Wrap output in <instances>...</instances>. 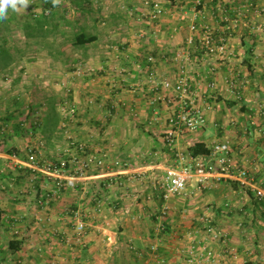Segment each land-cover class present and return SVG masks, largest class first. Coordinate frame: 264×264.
<instances>
[{
  "label": "crops",
  "instance_id": "1",
  "mask_svg": "<svg viewBox=\"0 0 264 264\" xmlns=\"http://www.w3.org/2000/svg\"><path fill=\"white\" fill-rule=\"evenodd\" d=\"M101 1L122 8L102 12L101 21L112 24L110 29L115 24L104 34L116 35L115 27H124L119 45L105 46L109 51L89 65V156L103 167L92 164L86 185L71 182L58 192L28 161L31 153L45 152L47 121L28 130L26 124L10 125L19 111H0V126L6 124L0 127V264H178L174 250L190 244L198 223L190 220L199 214L213 216L232 241L234 225L241 222L234 217L236 210L248 212L251 227H264V207L254 203V193L227 181L170 200L163 218L170 232L158 238L159 222L153 218L158 219L163 203L151 189L154 177L179 163L178 155L187 161L192 157L194 145L208 151L196 158L211 160V148L226 144L228 165L248 170L254 186L264 190V0H252V8L246 0H203L206 19L197 24L207 27L215 42L229 37L224 58L196 52L202 35L189 31L195 0ZM149 1L163 9L158 20L149 16ZM93 43L89 48L97 53ZM8 66L5 61L0 69ZM181 71L197 81L199 104L210 109L205 127L183 132L170 151L163 139L173 108L157 98L166 94L162 82H174ZM51 126L49 133L59 140H83L73 125L62 129L66 124L57 121ZM59 140L54 143H64ZM218 158L210 162L213 167ZM114 161L128 169H112ZM73 211L87 218L82 245L73 239ZM152 247L156 253L149 257L145 249Z\"/></svg>",
  "mask_w": 264,
  "mask_h": 264
},
{
  "label": "rangeland",
  "instance_id": "2",
  "mask_svg": "<svg viewBox=\"0 0 264 264\" xmlns=\"http://www.w3.org/2000/svg\"><path fill=\"white\" fill-rule=\"evenodd\" d=\"M51 1L54 7L49 13L45 10V0H28L26 9L21 8L18 12L9 9L8 18L0 21V57L3 56L9 63L7 68L0 69V111H7V108L19 111L18 122L13 121L10 125L26 124L29 125L28 130L32 129L30 126L37 128L39 123L43 125L45 119L48 144L45 152L37 158L41 163L67 164L72 159L71 155L81 156V159L89 155V65L92 67L93 62L100 61L104 49L109 51L105 46L119 45V30L124 27L117 25L116 35L110 37L104 33L112 24L101 21L102 12L121 11V6L108 7L106 2L102 6L99 5L101 0ZM152 3L149 1L150 6ZM82 32L97 35V40L91 45L97 48V53L89 48V44H72L74 35ZM2 51L7 56L1 54ZM98 52H101L100 55ZM106 56L110 55L107 53ZM93 73L98 74L99 68L95 66ZM32 112L33 119L28 121L25 117ZM40 119L43 122H39ZM57 121L66 124V128L62 129L73 125L81 130L83 134H76L83 140L66 136L57 139L60 136L49 133V128ZM54 140L64 143L57 145ZM71 143L82 145L86 154H78ZM68 147L71 152L66 154ZM254 203L264 207V201H259L255 195ZM247 214L238 210L234 213L236 220H241L234 225V241L228 239L227 234L215 224L213 216H195L190 220L198 222L191 242L176 246L174 261L178 264H264V227L258 224L251 227V216ZM153 219L163 225V230L158 231V238L170 232L163 219ZM207 227L212 228L218 237L214 238L206 232ZM145 251L149 257L156 253L149 248Z\"/></svg>",
  "mask_w": 264,
  "mask_h": 264
},
{
  "label": "built area",
  "instance_id": "3",
  "mask_svg": "<svg viewBox=\"0 0 264 264\" xmlns=\"http://www.w3.org/2000/svg\"><path fill=\"white\" fill-rule=\"evenodd\" d=\"M203 2V0H195L193 14V20L195 21L189 27L191 36L192 34L196 35V33L202 35L196 52L207 57L224 58L228 54L229 37L224 35L215 42L207 27H200L197 24V21L203 22L206 19ZM210 2H213V0ZM246 4L249 8L253 7L252 0H246ZM151 7L152 10L149 13L151 20H158L163 14L162 7L155 2L151 4ZM215 8L221 10L219 3H216ZM188 44H193L192 37L189 38ZM148 61L154 62L152 58H149ZM196 83L197 81L190 77L187 71H181V74L174 82L167 80L161 84V91L166 94L162 95L161 98H157V101H165L173 108L172 113L167 118L169 130L165 133L163 139L170 151L175 150L176 140L183 132L193 133L206 125L205 111L209 110L210 107L209 105H204L203 107L199 105L196 95ZM72 147L78 154H86L82 145L72 144ZM70 152L71 148L68 147L65 153L69 154ZM211 154V160L189 157L188 161L177 154L178 159L180 158L179 163L169 166L161 176L153 178V184L152 186L150 185L152 192L156 193L163 203L162 211L158 216L159 220L166 215L167 203L170 200L184 196L189 190L203 189L227 181H233L240 188L252 191L259 201H264V190L254 186L250 172L246 169H232L228 165L227 158L230 150L226 144L214 145L211 148ZM218 155L220 156L219 158ZM69 157H72V159L67 161L68 165L64 162L41 163L35 153L29 155L28 161L30 168L46 175L53 182L54 188L58 192L67 188L71 182L75 186L86 185L89 182V170H91L92 164L98 168L103 167L101 161H97L89 155H86L83 159H81V156H78L79 158L73 155ZM215 157L218 158V161L217 166L213 167L210 162ZM111 168L126 170L128 169V164L114 161ZM71 216L73 239L76 244L82 245L83 238L88 232L87 218L81 211H73ZM158 228L159 231L163 230V225L160 223ZM206 232L210 233L214 238L218 237V234L210 227H207ZM151 250L154 251V248L152 247Z\"/></svg>",
  "mask_w": 264,
  "mask_h": 264
},
{
  "label": "trees",
  "instance_id": "4",
  "mask_svg": "<svg viewBox=\"0 0 264 264\" xmlns=\"http://www.w3.org/2000/svg\"><path fill=\"white\" fill-rule=\"evenodd\" d=\"M45 10L48 11V13L50 12V10L53 9L54 7V2H52L51 0H45ZM49 8V9H48ZM39 22V21H38ZM96 36H93V34H87L85 32H82V33H79V34H76L74 35L73 37V45L74 46H83V45H87V44H91L93 42L96 41ZM3 55L7 56V53H5L4 51H2ZM3 60V61H2ZM0 66L5 63V59H3V56L2 58L0 57ZM189 153L192 157H197L199 155H205L208 153L207 149H205V147L201 144H196L194 145V147L190 148L189 149ZM10 247H12V245L10 244Z\"/></svg>",
  "mask_w": 264,
  "mask_h": 264
},
{
  "label": "clouds",
  "instance_id": "5",
  "mask_svg": "<svg viewBox=\"0 0 264 264\" xmlns=\"http://www.w3.org/2000/svg\"><path fill=\"white\" fill-rule=\"evenodd\" d=\"M28 7V0H0V21L8 18L9 9L20 11L21 8Z\"/></svg>",
  "mask_w": 264,
  "mask_h": 264
}]
</instances>
